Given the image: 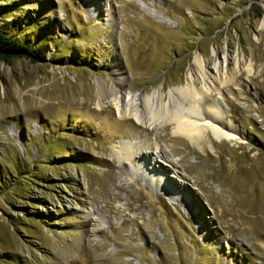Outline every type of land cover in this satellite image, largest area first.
Instances as JSON below:
<instances>
[{"label": "rangeland", "instance_id": "1", "mask_svg": "<svg viewBox=\"0 0 264 264\" xmlns=\"http://www.w3.org/2000/svg\"><path fill=\"white\" fill-rule=\"evenodd\" d=\"M263 22L264 0H0V29L41 56L0 61V264H264ZM197 51L251 60L217 94L246 140L98 106L114 66L168 95ZM116 146L144 148L130 165Z\"/></svg>", "mask_w": 264, "mask_h": 264}, {"label": "bare ground", "instance_id": "2", "mask_svg": "<svg viewBox=\"0 0 264 264\" xmlns=\"http://www.w3.org/2000/svg\"><path fill=\"white\" fill-rule=\"evenodd\" d=\"M264 28V22L262 25ZM214 54L218 52L213 51ZM235 59V71L229 70L230 60ZM251 60L231 54L217 57L213 64L197 51L191 62L186 83L166 93L158 88L151 95L133 94L126 86L127 80L121 67L114 66L117 77L113 85L99 86L101 108L108 102L115 105L119 118H131L142 127L157 130L165 124L171 125L174 134L188 137L201 144L212 133L218 140L242 142L244 132L230 125L222 115L217 97L223 87L236 85V76L241 70H252ZM218 94V95H217ZM225 115V114H224ZM144 145V144H143ZM143 146H116V153L123 162L130 165L143 153ZM146 148V147H145ZM158 149V148H157ZM161 153V151H160ZM154 168L161 169L164 164L158 158L152 159ZM174 182L173 177L170 178Z\"/></svg>", "mask_w": 264, "mask_h": 264}, {"label": "trees", "instance_id": "3", "mask_svg": "<svg viewBox=\"0 0 264 264\" xmlns=\"http://www.w3.org/2000/svg\"><path fill=\"white\" fill-rule=\"evenodd\" d=\"M14 58H24L31 62H38L41 56L38 48L33 47L29 41H20L0 29V61L9 63ZM5 175V173L1 175L0 172V189L6 185L3 181L6 178Z\"/></svg>", "mask_w": 264, "mask_h": 264}]
</instances>
